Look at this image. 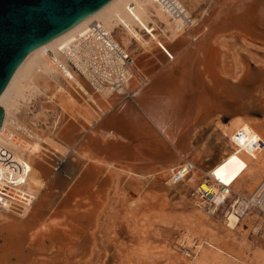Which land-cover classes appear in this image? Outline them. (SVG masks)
Instances as JSON below:
<instances>
[{
	"label": "rangeland",
	"instance_id": "374dc122",
	"mask_svg": "<svg viewBox=\"0 0 264 264\" xmlns=\"http://www.w3.org/2000/svg\"><path fill=\"white\" fill-rule=\"evenodd\" d=\"M182 1L187 12L198 20L201 15L211 11L213 2L219 0ZM125 14L132 31L149 48L164 45L167 41H177L179 36L175 34L174 28L184 27V24L164 10L157 0H144L141 5L126 7ZM111 32L116 42L132 54L134 63L144 54L143 47L123 25L113 27ZM213 36L206 43L209 49L206 50L211 54V69H216L215 73L220 78L228 82L236 80L238 83L242 73L248 72L247 74L256 76L258 71L264 72V38L245 34L240 29H227ZM199 53L202 56L204 51L201 53L200 50ZM169 71L170 75H166L168 78L165 76L167 80H163L176 83L173 78L181 75L180 70L171 67ZM54 77L59 82L61 94L54 96L31 90L24 96L16 97L13 88L5 102L15 100L12 118L21 128L24 125V129L17 127L6 142H0V148L7 152L5 157H2L0 171L13 172L17 165L22 163L25 172L21 183L13 185L7 192L9 198L4 199V206L0 205V258H3L0 259V264H254L255 254L264 251L262 215L257 210L250 209L241 217L243 220L241 219L239 225L231 228L227 223L228 217L224 214L211 216L199 210L190 199V191L199 182L210 179L231 184L234 191L248 194L260 182L264 176V151L247 154L244 152L245 143L241 144L243 149H239L234 147L232 139L234 136L243 139L244 134H252L253 139L264 140L263 96L256 101L258 104L253 106L252 111H242L239 116L234 114L229 117L227 123H224L226 115L211 123L206 122L214 119L215 115L204 117L203 122H200L203 127L200 126L201 129L191 138L188 150H184V159L177 164L178 166L186 160H191L197 167L190 178L172 185L171 173L177 166L169 171L158 168L155 171L154 165L159 163L156 160L160 161L162 157L154 154L153 149L150 151L153 154L149 155L156 156V159L153 156L155 162L150 158L147 163V168H151L153 172L149 174L146 170L143 172L144 176L96 165V162L90 161V155L81 150L79 154L74 153L73 157H70L73 155L71 153L62 155L64 159L55 156L53 160L45 156L51 149V140L56 137L63 123V110L58 101L60 96H64L66 80L60 74H55ZM183 81L184 76L181 79V82ZM208 81L206 79L207 83ZM193 99H190V102L193 103ZM260 100L262 109H258ZM240 116L243 118L242 122L237 120L238 122L229 124L232 119ZM71 120L72 118L68 119ZM81 124L91 137L94 136L92 138L96 139L95 141H105L107 145L109 139H118L125 143L128 141L122 136L109 137L104 133L109 131L103 129L93 133L91 126L84 120H81ZM133 126L130 125V128ZM135 126L132 131L140 143L135 140V143L131 144L134 149L137 147L136 150H130V155L138 153L141 158L144 156L140 151L144 149L143 145L148 143V146L152 147V143L146 141L147 139L142 141L139 128ZM177 131L178 129L174 132ZM30 132L33 135H30ZM23 141L40 146H36V151L33 145L30 148L28 143L24 146ZM116 151L120 152V149ZM105 152L104 158L106 156L109 160L114 158L113 156L120 157L119 152L111 156L107 150ZM42 158L56 164L60 177L67 179H71L72 175L70 170L61 167L62 164L79 165L73 185L81 173L92 165L91 169L96 176L91 196L76 195L68 207L62 208L61 201L73 187L71 184L62 196L61 186L58 185L56 188L51 187L48 192H40L36 198L30 197L26 189L30 175L28 169L34 159L42 161ZM10 159L16 161L9 162ZM89 162L92 164H88ZM22 204L27 205L30 212L24 217L20 215ZM200 215L206 219L203 225L195 220ZM42 223L46 226L44 230L40 227ZM220 252L218 259L210 256ZM4 255H7L6 259ZM204 255L208 256L209 261L201 263Z\"/></svg>",
	"mask_w": 264,
	"mask_h": 264
},
{
	"label": "bare ground",
	"instance_id": "6f19581e",
	"mask_svg": "<svg viewBox=\"0 0 264 264\" xmlns=\"http://www.w3.org/2000/svg\"><path fill=\"white\" fill-rule=\"evenodd\" d=\"M143 1L144 0H131L130 2L128 0L111 1L98 12L87 17L57 39L34 52L21 68L11 88L12 90L14 88V96L16 97L24 96L27 91L31 90L57 96L61 94V91L59 82H57L54 75L60 74L66 80L64 96H60L58 101L63 110L62 127L60 131L57 132L56 137L51 140V149L50 151L48 150L49 152L46 153L45 156L47 155L54 160L55 158H62V155L71 153L73 155L69 156L73 157L74 153L79 154L81 150L90 155V161L96 162V165L117 168L138 176H144L143 172L146 170L149 171V174L153 172L151 168H147V163L151 160L150 158L153 159V156H155L149 155L151 153L150 151L153 149L155 151L154 154L156 153L157 156L160 155L162 157L159 156L161 162L156 160L159 163L153 164L154 170L156 171V168H158L162 171H169L170 168L177 166L181 159H184L185 152L188 150L187 146H189V141H191L195 133L203 127L200 122H203L204 117L211 114L215 115L214 119L212 118L210 120V118H207L210 122L207 121L206 123H211L216 119L219 120L222 115L233 117V115L236 114L235 116H239L242 111H250L257 103L256 101H259V98L261 99L262 96V99L264 98V72L260 73L258 71L256 76L252 73L249 75L247 74L248 72L242 73L239 77L240 79L238 78L239 80H237L238 83H236V80L234 82H228L215 73L216 69L215 71L211 69L213 66L210 62L211 58H209L211 54H208L209 51L207 50L209 49H207L206 44L213 35H218L219 32H223L224 30L227 31V29H240L245 34L253 35L257 38H264V0H219L213 2L214 4L212 8H210L211 11L205 15H201V19L198 18V20H195V18H192V24L189 26H175V34L179 36L177 41L163 42L164 45L159 44L153 48L147 47L146 43L132 31L128 22V17L125 14L126 7L131 8L132 6L141 5ZM93 23L102 25L110 32L113 27L121 24L136 38L141 47H143L142 53L144 52V54L140 55L141 57L139 56L135 61L133 77L126 87L118 88L113 91L114 88L106 83H91L89 81V76H84L79 72L65 68L67 57L64 51L67 48H77L79 44L85 41L90 42L88 40L92 37L89 32ZM232 24H236L235 27H232ZM124 49L127 51L126 48ZM200 50L201 53L204 51L202 56H200ZM171 67H175L181 72V75L178 74V78H173L176 83H167V81L163 80L170 72L169 70ZM173 70L174 69L171 71L172 74ZM183 76L184 81L181 82ZM166 77L168 78V76ZM206 79L209 80L208 83ZM190 99H193V103L190 102ZM261 101L262 100H260L258 109H262L260 108ZM14 102L15 100L11 99L9 102L3 104L5 118L0 129V142H6L17 127L21 128V125L12 118V106ZM128 102L146 118V121H148L156 131L161 133L162 139L167 143V145H156L152 143L150 138L151 135L149 136L144 132L141 133L142 130H139L142 135V141H144L143 139H147L146 141L149 140V143H152V147L150 145L148 146L146 142L145 145L141 143L144 149L140 151L142 155L144 153V159L143 157L140 158V154L138 155V153H133V156L130 155V150L134 149L132 146L122 150L119 148L120 152L116 151L119 150L117 147H111L109 144L108 146L110 147L105 148L107 143L105 144V141H95L96 139L92 138L94 136L91 137L90 133L86 131L81 124V120H84L91 126V131H94H92L93 133H95V131L98 132L101 130L100 125L104 119L115 110V106ZM129 108H131V110H129ZM129 108L128 110L133 114L132 111H134V109L132 107ZM150 115L156 118V122L167 124V126L170 127L165 130L171 135L172 140L160 130L159 126L153 121ZM69 118H72L74 121H68ZM237 120L242 122L243 118L240 116L236 119H232L229 124L232 125V123ZM228 121L229 118L224 120V123ZM129 123L130 125H136L132 124L130 120ZM23 126L22 128L24 129ZM136 126L139 128L138 125ZM176 129H178V131L174 132ZM76 133L79 135H76ZM104 133L109 137L118 136L112 131ZM136 133L139 132L136 131ZM29 134L31 135L32 132ZM136 135L138 136V134ZM141 135L138 137H141ZM28 141L26 143L23 141L25 143L24 146L27 143L30 144L29 147L27 146L28 148L33 145V148L36 150L38 149L36 146H40L38 144L35 146L34 143ZM137 142L138 139L136 140V143ZM126 143H130V141L128 140ZM136 147L137 146H135L134 150H136ZM106 150L111 153L110 156L115 155L116 152L118 154L119 152L118 155L120 157L115 158V156H113L114 158H111V160L106 156L104 158L103 154L106 153ZM83 156H85V154ZM154 158L156 159V156ZM155 159H153L154 162ZM69 162H71V160ZM72 164H62L61 166L65 170H70L71 172L72 178L67 179L63 178V176L60 177L61 175L56 169V164H53L45 158H42V161L34 159L30 163L28 169L30 175L26 185L27 193L30 197L36 198L40 192H48V190H51V187L56 188L60 185V195L62 196L63 193L70 188L73 178L77 173L76 168L79 165L75 166ZM88 164L92 163L89 162ZM89 166L81 173L80 177L76 179L75 185L72 184L73 187L70 189L73 190L69 189V192H67L66 196L61 201L62 208L68 207L70 201H72V198L76 195L85 194V196H91L96 173L92 171V165ZM150 166L151 165H149V167ZM69 174H67L66 177H68ZM20 176L23 180L24 174L22 173ZM204 181H202V183ZM176 183L177 182L173 178L171 184L174 185ZM217 183L223 182L218 181ZM40 199H38V201ZM39 205L41 204L39 203ZM21 206H23V210L20 214L21 216L24 217L27 213L30 214L27 205L22 204ZM241 216L242 211L235 208L234 211L227 215L228 226L236 228L242 219ZM204 218V216L200 215L195 218V220H198L200 224L203 225L206 221ZM43 224L44 223L40 225V227L42 226L41 230L46 228L45 224ZM18 242H20V239ZM220 255L221 252L220 254L213 253L210 256H212L213 259H218ZM4 257V259H6L7 255H4ZM0 259L2 260L3 258ZM207 260L208 256L204 255L201 263H205ZM253 260L254 264H264V251L257 252Z\"/></svg>",
	"mask_w": 264,
	"mask_h": 264
},
{
	"label": "built area",
	"instance_id": "2783aa9c",
	"mask_svg": "<svg viewBox=\"0 0 264 264\" xmlns=\"http://www.w3.org/2000/svg\"><path fill=\"white\" fill-rule=\"evenodd\" d=\"M157 1L172 17L180 20L184 25L192 24L193 17L186 11L182 0ZM89 34L92 37L88 40L90 42L85 41L77 48H67L64 51L67 57L65 68L89 76L91 83H106L114 88L113 91L126 87L134 74L132 54L115 41L112 32L98 23L92 24ZM253 138L252 134H244L243 139H237L234 136L232 143L239 149L243 147L241 144L245 143L244 152L247 154L264 151V140ZM6 153L0 148V164ZM13 160L15 159H10L9 162H14ZM23 166L22 163L17 165L14 172L0 171V205L4 206V199L9 198L7 192L12 186L21 183L20 175L25 172ZM196 167L195 162L186 160L174 168L171 178H174L176 182L190 178ZM190 199L199 210L211 216L219 215V213L227 216L238 208L242 211V216L253 209L257 210L264 219V176L248 194L234 191L231 184L217 183L207 179L203 183L199 182L190 191Z\"/></svg>",
	"mask_w": 264,
	"mask_h": 264
},
{
	"label": "water",
	"instance_id": "95a60500",
	"mask_svg": "<svg viewBox=\"0 0 264 264\" xmlns=\"http://www.w3.org/2000/svg\"><path fill=\"white\" fill-rule=\"evenodd\" d=\"M111 1L113 0H0V129L5 118L3 104L25 62L34 52L98 12ZM235 25L232 24V27ZM129 107L134 109L132 115ZM150 116L156 122V118ZM129 120L139 126L141 133L151 135L152 143L163 145L164 142V145H167L161 133L156 131L130 102L116 105L115 110L100 125L104 131H112L119 137L129 140L130 143L109 139V145L122 150L130 148L131 144L135 143V135L130 128ZM156 123L172 140L171 135L165 130L169 126Z\"/></svg>",
	"mask_w": 264,
	"mask_h": 264
}]
</instances>
